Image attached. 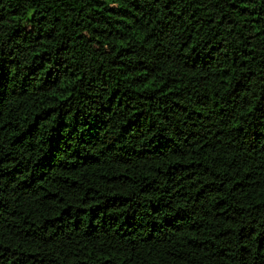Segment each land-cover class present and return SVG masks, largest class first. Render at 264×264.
<instances>
[{
  "label": "trees",
  "instance_id": "1",
  "mask_svg": "<svg viewBox=\"0 0 264 264\" xmlns=\"http://www.w3.org/2000/svg\"><path fill=\"white\" fill-rule=\"evenodd\" d=\"M0 264H264V0H0Z\"/></svg>",
  "mask_w": 264,
  "mask_h": 264
}]
</instances>
